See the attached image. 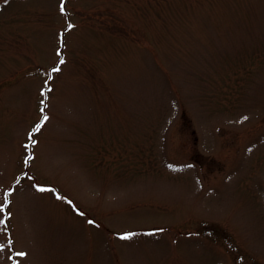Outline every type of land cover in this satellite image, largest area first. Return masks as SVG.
<instances>
[{
    "label": "rangeland",
    "instance_id": "374dc122",
    "mask_svg": "<svg viewBox=\"0 0 264 264\" xmlns=\"http://www.w3.org/2000/svg\"><path fill=\"white\" fill-rule=\"evenodd\" d=\"M0 207V264H264V0H0Z\"/></svg>",
    "mask_w": 264,
    "mask_h": 264
},
{
    "label": "snow or ice",
    "instance_id": "6c2138e0",
    "mask_svg": "<svg viewBox=\"0 0 264 264\" xmlns=\"http://www.w3.org/2000/svg\"><path fill=\"white\" fill-rule=\"evenodd\" d=\"M61 63H63V61H61ZM59 69H54V71H58ZM48 119V117L47 116H44L43 117V120H47ZM246 119V118H245ZM39 130V127H37L36 129H34L33 131H38ZM33 143H35V141H33ZM39 190H41V191H44L45 189H39ZM69 203H71V202H69ZM3 209H2V207H0V211H2ZM0 223H4V221L3 220H0ZM90 223H91V221H90ZM131 235H133V234H131V233H129L128 235H126V236H123V237H121L122 239H127V238H129V236H131ZM19 255H24L23 253H19Z\"/></svg>",
    "mask_w": 264,
    "mask_h": 264
}]
</instances>
